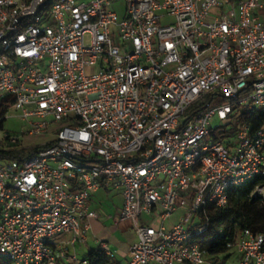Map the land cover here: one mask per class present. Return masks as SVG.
Listing matches in <instances>:
<instances>
[{
  "label": "built area",
  "instance_id": "1",
  "mask_svg": "<svg viewBox=\"0 0 264 264\" xmlns=\"http://www.w3.org/2000/svg\"><path fill=\"white\" fill-rule=\"evenodd\" d=\"M8 101L4 119L27 134L56 132L20 158L2 155L24 150L19 136L0 141V259L87 264L68 246L100 217L92 194L111 189L122 197L113 219L136 240L125 263L106 264H210L208 205L264 177V124L223 128L233 106L264 108V0H0ZM251 197L264 198V184ZM225 251L264 264V232L241 229Z\"/></svg>",
  "mask_w": 264,
  "mask_h": 264
},
{
  "label": "trees",
  "instance_id": "2",
  "mask_svg": "<svg viewBox=\"0 0 264 264\" xmlns=\"http://www.w3.org/2000/svg\"><path fill=\"white\" fill-rule=\"evenodd\" d=\"M7 100V98H6ZM227 100L219 99L214 104L225 103ZM10 101L8 103H0V128L3 126L4 115L6 114ZM234 110L239 111L238 106H233ZM239 121H249L253 126V130L264 124V108L244 110L238 115ZM212 136L217 138L215 132ZM2 146H10L3 144ZM50 145L49 142L44 143L41 148ZM40 147H34L28 150L16 152L9 150L2 153L6 157L26 156L39 150ZM257 184H264V177H256L250 182H247L239 187L229 190L228 204L225 207H215L210 204L207 207L209 218L208 229L203 234L204 243L206 246V260L210 264H225L223 261L230 253L225 251V242L231 240L235 233L241 229H251L253 231L264 232V198H252L251 192ZM220 225H223V231L218 233ZM87 264H106L113 260L106 254L103 248L97 247L89 250L85 256ZM0 264H9L5 259H0Z\"/></svg>",
  "mask_w": 264,
  "mask_h": 264
},
{
  "label": "crops",
  "instance_id": "3",
  "mask_svg": "<svg viewBox=\"0 0 264 264\" xmlns=\"http://www.w3.org/2000/svg\"><path fill=\"white\" fill-rule=\"evenodd\" d=\"M89 206L100 211V217L91 220V229L87 232L84 240H79L73 246H68V252L74 253L77 258H83L92 248L100 247L98 240H101L114 254L113 261L125 263L130 258L128 248L136 240V235L128 221L116 223L113 219L122 206L121 195L111 189H99L92 194ZM68 238L69 234H60L56 236L55 244L63 246ZM58 264L71 263L61 258Z\"/></svg>",
  "mask_w": 264,
  "mask_h": 264
},
{
  "label": "rangeland",
  "instance_id": "4",
  "mask_svg": "<svg viewBox=\"0 0 264 264\" xmlns=\"http://www.w3.org/2000/svg\"><path fill=\"white\" fill-rule=\"evenodd\" d=\"M116 41H118V38H115ZM89 71V70H87ZM208 102V99H206V104ZM198 107H195V109ZM251 107L250 105H244L241 106L239 109V112L237 116L233 117L229 124L223 126L225 132L231 133L232 135L236 134L241 126V121L238 120L239 113L243 112L244 110H249ZM219 125V122L217 120L213 121V127H216ZM27 127L25 126L24 122H22L19 118L15 117L11 112L7 115L3 122L2 128H0V141L4 137V133H9L11 135H16L20 137L19 144L20 146L24 147L23 151H28L31 148L34 147H40L46 143L47 141L51 140L55 136V129L49 130L46 134H40V135H32L27 134ZM179 213L176 212L172 215L171 220H176L177 215ZM153 225H157V221L152 222ZM230 253V252H229ZM240 259V255L231 251V253L223 259L225 264H238V261Z\"/></svg>",
  "mask_w": 264,
  "mask_h": 264
}]
</instances>
